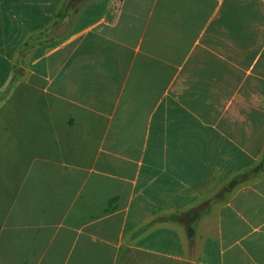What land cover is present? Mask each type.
<instances>
[{
    "label": "crops",
    "instance_id": "crops-1",
    "mask_svg": "<svg viewBox=\"0 0 264 264\" xmlns=\"http://www.w3.org/2000/svg\"><path fill=\"white\" fill-rule=\"evenodd\" d=\"M63 2L0 0V264H264V0Z\"/></svg>",
    "mask_w": 264,
    "mask_h": 264
},
{
    "label": "trees",
    "instance_id": "trees-1",
    "mask_svg": "<svg viewBox=\"0 0 264 264\" xmlns=\"http://www.w3.org/2000/svg\"><path fill=\"white\" fill-rule=\"evenodd\" d=\"M87 0H64V2L62 3L60 10H58V17L60 19H63L64 16H67L68 14L72 13L73 15L78 11L79 6L85 2ZM29 43L24 46V50L26 51L27 48H29ZM13 78L10 80V82L8 83V86L6 88H9V86L13 83ZM243 179V177H242ZM237 180L236 179H232L230 181V183L227 185L226 187V191L234 188L237 185ZM215 198V197H214ZM208 203L209 201L203 202L202 204H200L199 206L187 210V211H183V212H179V213H175V214H170L167 215L165 217H158L156 218V220H152L150 223L147 224L146 227H149L153 224H155L157 221H165V222H170L172 224H176V225H180L184 228L185 231V235H186V240L188 241V243L191 244L192 241V237H193V225L196 223V221L204 214L206 213L207 209H208Z\"/></svg>",
    "mask_w": 264,
    "mask_h": 264
},
{
    "label": "rangeland",
    "instance_id": "rangeland-1",
    "mask_svg": "<svg viewBox=\"0 0 264 264\" xmlns=\"http://www.w3.org/2000/svg\"><path fill=\"white\" fill-rule=\"evenodd\" d=\"M63 23L66 26L69 23V19H66L65 21H63ZM15 84H16V81H14L9 86V88H5L2 92H0V110H3V108H2L3 105L2 104H4L8 100L9 96L12 94L11 92L14 89Z\"/></svg>",
    "mask_w": 264,
    "mask_h": 264
}]
</instances>
